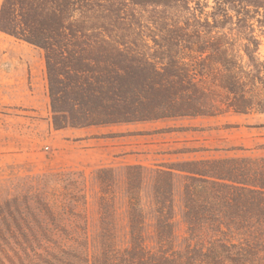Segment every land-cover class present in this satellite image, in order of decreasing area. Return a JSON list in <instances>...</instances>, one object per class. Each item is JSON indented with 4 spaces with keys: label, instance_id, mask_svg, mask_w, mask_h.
<instances>
[{
    "label": "trees",
    "instance_id": "obj_1",
    "mask_svg": "<svg viewBox=\"0 0 264 264\" xmlns=\"http://www.w3.org/2000/svg\"><path fill=\"white\" fill-rule=\"evenodd\" d=\"M180 1L131 3L169 9ZM239 1L246 4L233 9L237 14H243L246 5L257 13L263 9L257 22L264 28V0ZM216 4L234 5V0H216ZM95 11L107 12L101 18L114 20L87 24L88 14ZM132 15L125 0H2L0 31L44 51L55 127L214 116L228 110L264 112V92L248 87V72L234 59L241 49L253 60L256 42L247 40L236 49L232 41L210 34L211 30L170 18L171 22L155 20L153 46L140 45L131 36ZM253 66L252 72H258ZM257 75L252 73V85L260 79ZM173 169L185 176L183 256L171 247ZM125 170L129 247L124 252L129 258L124 262L175 264L184 258L188 264H264V155L197 160L156 171V253L146 250L141 234L142 167L130 165ZM112 174L100 169L96 177L101 193L97 237L100 246L110 251L116 249ZM21 185L22 194L0 203V248L25 255L53 249L48 255L58 260L57 252L67 256L88 246L85 193L74 180H64L60 191L54 190L56 196H51L53 190L43 194L30 182ZM121 257L119 253L118 258L109 259L122 264ZM81 261L89 263L88 258ZM95 263L93 259L91 264Z\"/></svg>",
    "mask_w": 264,
    "mask_h": 264
},
{
    "label": "rangeland",
    "instance_id": "obj_2",
    "mask_svg": "<svg viewBox=\"0 0 264 264\" xmlns=\"http://www.w3.org/2000/svg\"><path fill=\"white\" fill-rule=\"evenodd\" d=\"M125 2L133 14L130 17L134 29L131 36L140 45L148 42V46H153L151 36L157 34L153 31L155 20L171 22L170 18L199 30H211L210 34L232 41L236 49L242 48L247 40L256 42L253 60H249L241 49L235 52L234 59L248 72V87L264 92V28L257 22L262 8L257 13V9L246 5L243 14H237L233 9L246 3L234 0V5H217L216 0H181L168 9L133 4L131 0ZM105 14L109 13L95 11L88 14L87 24L114 20L112 16L111 19L101 18ZM239 16L244 20L239 22ZM253 64L258 72H252L255 70H252ZM252 73L261 79L256 78L254 85L249 81ZM220 94L225 96L222 90ZM262 155L264 112L237 114L228 110L214 116L57 128L52 123L44 51L0 31V203L22 194V181L30 182L32 187L37 186L47 194L55 189L60 191L63 181L70 178L85 193L88 239V246L80 252L69 250L67 256L57 252L58 260L48 255L53 249H38L37 254L28 251L25 255L21 250L1 247L0 264H86L81 258H88V264L93 259L97 261L95 264H106L107 259V264H115L109 256L114 260L119 253L122 264H128L124 262L129 258L124 252L129 247L124 189L125 168L130 165L142 167L139 198L144 224L141 234L146 250L156 253L158 235L153 204L156 171L197 160ZM100 169H109L113 173L111 185L115 192L116 216V249L113 251L102 248L97 237L101 193L96 177ZM171 178V247L183 256L187 235L182 216L185 176L173 169ZM51 196H56L55 191ZM175 264L188 263L182 258Z\"/></svg>",
    "mask_w": 264,
    "mask_h": 264
}]
</instances>
